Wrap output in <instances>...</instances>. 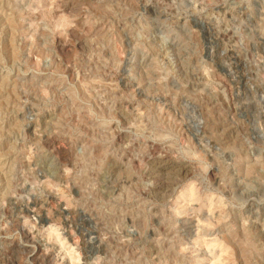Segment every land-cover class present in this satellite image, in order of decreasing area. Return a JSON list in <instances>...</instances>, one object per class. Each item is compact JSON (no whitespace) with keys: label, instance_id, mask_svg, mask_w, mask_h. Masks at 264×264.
<instances>
[{"label":"rangeland","instance_id":"obj_1","mask_svg":"<svg viewBox=\"0 0 264 264\" xmlns=\"http://www.w3.org/2000/svg\"><path fill=\"white\" fill-rule=\"evenodd\" d=\"M0 264H264V0H0Z\"/></svg>","mask_w":264,"mask_h":264}]
</instances>
